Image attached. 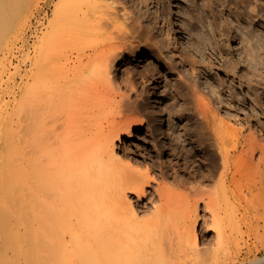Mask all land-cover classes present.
<instances>
[{
	"label": "bare ground",
	"instance_id": "6f19581e",
	"mask_svg": "<svg viewBox=\"0 0 264 264\" xmlns=\"http://www.w3.org/2000/svg\"><path fill=\"white\" fill-rule=\"evenodd\" d=\"M109 1V4L105 3L103 6L101 5L104 4L102 0H58L54 6L51 19H47L48 22L44 25L43 35L38 36L35 41L33 47L34 57L31 59V53L28 52L26 54V57L30 58L33 66L32 70L35 72L31 75V83L29 79L26 82L25 93L22 94V103H20L23 104L21 105L23 107L22 110L24 109V112L28 115L26 122L30 121L32 114L37 119L39 117L37 114L42 112L41 117L43 120L39 117V122L36 121L35 129H37V133L43 132L45 144L42 152H40L39 148L24 152V150H19V147L17 148L14 145V138L13 143L11 141L12 138L10 137L13 133V129L10 128L11 125L5 129V131L8 130L7 132L10 135L8 136L9 138L7 137L4 151L0 154V198L3 197L5 203L7 200L8 202L10 201L9 203H12L13 207L11 205L8 209V205L6 206L0 199V224L8 216L13 217V214L16 213L17 217H13L15 222L19 220L26 226L40 225L42 223L48 225L58 222L61 225H67L70 227V235L81 241L79 247L78 245L75 247H78V250L81 247L80 255L83 254V256L85 255L89 258L88 264H220L227 257V254L229 256L230 253L228 252L232 250H230L231 247H228L229 251L224 246L226 245L223 239L226 225L228 222L237 220L232 217L230 212L231 206L236 205L231 203L232 199L228 195L230 191L229 183L236 176L231 173L233 171L231 166L235 162L243 163L241 170L236 171V173L243 174L249 170L248 172L252 174V181L253 183L255 182L254 185L258 190V194L256 196L251 195L250 199L245 195L246 199L243 195L244 202L249 207L251 215L264 213V137L261 140L262 142H260V138L257 140L258 137L256 138L252 135L248 138L243 137V134L238 130L228 127L229 125L225 121L226 118L224 119L212 107L211 100L202 99L201 96L203 95L200 96V93L195 94L199 96L200 100L196 97L198 98L195 102L196 107L191 110L188 108L189 110H187L185 117L188 121L183 129L184 138H179L178 141L171 139L173 142H169L168 148L164 147L166 149L164 151L165 156L171 158L169 160H172L173 157H178L181 162L186 161L182 164L184 165L182 170L185 177V181H182L184 182V192L173 191L167 184L161 185L160 188L155 190L159 201L158 205L152 209L153 211L150 209L148 219L142 218L140 216L141 211L139 212V209L135 207L134 199L132 200L130 196L133 195L139 202H143L148 196L147 189L151 187L153 182L156 183L157 181L154 178L149 179V174H145L143 172L144 169L141 170L139 168L140 165H134L130 155L125 152L121 154L118 144L123 145L125 139L137 140L138 137L135 132L143 128L144 121L142 117V119H139L140 115L138 118L136 110H138L139 105L137 106L136 101L134 103V101H131L132 99H129L130 95H128L129 97L127 96V100L121 99L118 101L121 96L115 95L117 92L115 90L113 93L111 87L114 84L112 82L116 80H112L113 76L111 78L110 76L114 66L124 62L123 57L126 51L134 53L138 49L137 46H133V41L130 45L121 44L122 41L120 39L125 40L126 35L129 37L131 35L132 40L139 41L140 45L144 42L142 46H139L141 49L148 50L149 47L150 49L152 47L159 53L162 52L163 48L168 47V44L170 46L171 43H169L170 40H164V37L153 38V36H149L150 34L152 35V31L156 28V22L150 18L148 0H131V2H138L139 9L136 14L134 12L131 13V9L127 8L123 9L124 12L120 14L115 8L120 0ZM240 1V3L247 6L250 0ZM208 3L211 11L215 2L208 0ZM32 5L33 0H0V77L6 71L4 62L7 56L5 53H11V49L9 50L7 44L27 24L26 21H28ZM246 6H243V8H248ZM104 8L107 12H105ZM261 8L263 10L259 8V11H264V7L261 6ZM99 9L104 11L99 12ZM253 9L254 12L252 11V14L257 15L254 14L258 10L257 7L256 11L255 8ZM185 10L186 12H184ZM185 10L183 14L194 20L192 26L198 27L199 22L202 20L205 27L210 25L213 28V23L216 22L215 18H212L215 22L203 20L204 16H199L198 11L192 5H189L188 9L185 8ZM249 11L247 12L248 14L251 13ZM245 13L239 12L238 15L236 14L237 20L234 18L233 24L238 29H236V32L243 34L242 32L245 31L247 36L258 37V33L263 31V34L261 32L262 35H259L260 38L258 37L260 41H257L260 46L261 43H264L263 24L255 23L257 19L254 20L253 15V17H247ZM104 16L105 18H103ZM167 19L165 18L163 22L167 23ZM177 21L180 24L181 21L179 19ZM104 27L117 29L119 33L117 32V35L114 33V35L117 36L116 40L119 39V35H122V38L120 37L119 39L121 42L119 43V40H117L118 44L113 45L111 43L113 45H111V48L109 47L110 45H106L107 50L103 51L101 49L102 52L99 57L101 59L96 55L95 58L86 59L87 63H82V60L79 63V61L78 65L70 68V70L67 69L68 72L64 71L66 67L64 70L56 72L58 54L53 53L56 52L53 51V47H55L53 45L56 42L57 45H60L59 42H74L75 46L85 43L96 44L102 35ZM168 31L170 32L169 29ZM108 38L107 41L110 39ZM101 40L106 41L105 38L100 39V42H102ZM110 40H112V37ZM250 40L246 42L251 44L253 38ZM181 45L187 49L183 37ZM200 46H203V43H200ZM200 46L195 48L200 51ZM188 49L196 53V50ZM7 50L8 52H6ZM51 51L53 52L51 53ZM260 51L259 53L255 51L253 55L249 52L246 55L251 56L250 58L252 59L249 61L252 64L254 63L255 66L257 65L256 68L264 64V54L260 53ZM61 54L63 55V53ZM238 58L240 61H245L241 55ZM155 61H158V59L156 58ZM61 62H59L60 65ZM147 63L149 62L147 61ZM189 65L190 67L193 65V67L188 70L185 68V70L187 73L190 71L194 75L197 72L194 67L195 63ZM189 65L186 64V66ZM227 66L229 67V64L224 68ZM154 68L153 71L155 70ZM229 69H231V65ZM136 70H125L122 72L125 76V82L129 83L132 89L133 85H135L133 82L136 81V75L143 74L140 71L139 73L136 72ZM186 71L184 72L186 73ZM93 76H96L101 82H95L97 78L95 79ZM154 76L155 74L150 75L149 73L148 79H154ZM242 78V81H244L246 77ZM248 81L242 82L244 83L243 85L252 86L250 83L253 80L251 82L250 80ZM94 82L97 83L96 86H93ZM125 82L124 84H126ZM230 82H227V85H230ZM201 84L204 92L209 94L212 89H210L211 86L204 81ZM42 88L45 89L44 92L48 90L49 92L50 90L54 91L51 93L53 95L52 100H49V98L46 100L48 94H37ZM230 88L232 87L230 86ZM195 89L193 90L196 93ZM51 94H49V97ZM230 94L229 99L235 102V97H232V93ZM38 99L46 101L47 104L42 103L43 101L41 102L40 100L41 104H39L37 102ZM66 102H69L71 106H68L69 109L77 110L76 117L65 121V125L59 128H56V124H53L54 120L52 119V121L49 120L46 123V119H49L53 110L58 106L62 107L61 104H66ZM237 102L239 101L237 100ZM251 102L255 103L253 104L255 106L258 104L257 107H259L262 101L256 98V100L253 99ZM49 113L50 115H48ZM52 115L51 117H53ZM195 117L200 118V120L197 119V125L190 123L192 119H196ZM50 121L53 124L51 127L50 125L47 126ZM228 123L231 124L230 121ZM31 127V123L26 126L27 134H29ZM70 128H72L70 148L63 155L61 150H63L65 141L68 138H64V136ZM26 144H29L26 147L29 148L30 143L27 140ZM189 145H194L196 148L191 150V147L190 149L188 147ZM200 153H204L207 162L209 161L211 164L210 169L207 170L209 172L208 175L215 176V179L217 177L216 187L214 188L215 190L212 189L214 190L212 192L202 191L200 186L197 185L196 179L189 174L188 166H186V163L193 162V164H196L194 166L196 170H199L200 166L195 162L199 160ZM18 155L20 160L19 165H16L14 159ZM257 156L258 162L255 163ZM237 165L235 169H237ZM190 180L195 181V185H189L191 184ZM202 204L205 212L211 214L212 228L210 232H216L219 235L218 246L220 252L216 256L210 255V257L208 255L207 257L200 250L199 224L207 217L204 218L203 216L202 219L199 213L200 205ZM11 207L14 208L15 213L13 210L10 211ZM251 215L249 216L251 217ZM9 217L7 220L11 222V217ZM170 218L174 220L173 233L174 238L177 240L175 246L171 245L170 241L165 242L162 240V228L156 232L157 241L150 244L141 242V237L151 232L146 227H142V224L153 222L159 227H164ZM243 219L245 218L242 217ZM7 220L5 221L6 223ZM27 229L29 234L33 235L32 237L36 235L33 233L34 230L32 234L30 232L32 229ZM27 237H30V235ZM71 254L69 255L71 256ZM73 256L75 257L76 255ZM78 256L79 254L76 257L78 258Z\"/></svg>",
	"mask_w": 264,
	"mask_h": 264
},
{
	"label": "rangeland",
	"instance_id": "374dc122",
	"mask_svg": "<svg viewBox=\"0 0 264 264\" xmlns=\"http://www.w3.org/2000/svg\"><path fill=\"white\" fill-rule=\"evenodd\" d=\"M102 1L104 4L101 5L103 6L105 5V3H110L109 0ZM120 1L118 6H115L120 14L124 12L125 8L129 10L131 9L130 12H134L136 14V11L139 9L137 1ZM210 1L213 3L215 2L214 7L211 11L208 7L210 6L208 0L147 1V5L149 7L148 9L150 10V13L148 12L150 14V18L156 22V28L152 31V35L150 34L149 36H153V38H156L158 36L162 38L164 37V40H170L169 43H171L170 46L167 43L168 47L163 48L161 50V53L152 49V47L151 49L149 47L150 50L141 49V47L139 46H142L144 42H142V44L140 45L139 41L132 40L131 35L130 37L126 35L125 40L120 39V37L122 38V35H119L118 38L122 42L117 39L119 40V43H125L126 45H130L133 41V46H137L138 49H136L134 53L126 51L127 53L125 52L123 57L124 62L114 66L110 78L113 76L115 79L112 77V80L116 81L112 82L114 84H112L111 87L113 93L116 90L117 93L115 95L122 97H119L120 99L118 98V101L121 99L127 100V96L130 95L131 98L128 96L129 99H132L131 101H134V103L137 102L136 104L137 106L139 105V108L138 110H136V114L138 118L140 115L139 119L143 118L142 120L144 121L143 128L140 131L135 132L138 139H125L123 145L118 144L119 151H121V154L122 152H125L130 155L131 161L134 165H140L139 168L141 170L144 169L143 172L145 174H149V179L154 178L157 181L156 183L153 182L151 187L147 189L148 196L145 200H143V202H139L133 195L130 196L132 200L134 199L133 202L135 204V207L139 209V212L141 211L140 216L142 218L148 219V217L150 216L149 211H151L152 209H154V207H156V205H158L159 201L158 197H156L157 195L155 194V190L160 188L161 185L167 184L173 189V191L182 193L184 192V182L182 181H185V177L182 170L184 169V165L182 164H184L186 161L181 162L180 159L178 160V157H173L172 160H169L171 158L165 156L164 151L168 148V145L173 142L172 140L178 141L179 138H184L185 134L183 129L188 121L185 116L187 114V110H191L196 107L195 102L199 98V96H196L197 93H200V96L203 95L201 96L202 99L207 98V100H211L212 107L216 109V111H218L221 116L224 117V119L226 118L225 121L229 125V128L238 130L241 134H243V137L248 138L251 135L256 138L258 137L257 140L260 138V142H262L261 140L264 137V64H262L261 67L258 66V68H256L257 65L255 66L254 63L252 64L249 61L250 59H252L250 58L251 56H246L247 54H249V52L252 53V55L255 51L259 53L260 49V53L262 52V54H264V43H261L260 46L257 43V41H260L259 35H262L263 31H261L262 34L261 32H257L259 34V38L255 36H247L245 31L242 32L243 34L245 33L244 35L241 34V32H236L237 28H235V24H233L234 20L237 17L236 14L238 15L239 12H246V16L249 17L253 15V8H255V11L258 9L257 12L254 13L257 15H253L254 17H252L254 18V20L257 19L255 20V23L259 25L263 24L262 26L264 27V11H262L263 8H261V6L264 7V2L263 0H250L246 6L243 3H240V0ZM57 2L58 0H33V5L29 14L30 21L28 18V21H26L27 24L25 23V27H22L20 29V32L18 31L7 44L9 50L11 49V53L13 55L11 53H5V55L7 56L5 60L6 63L4 62L6 71L2 75V77H0V154L4 151L6 140L10 135L9 132H7L8 130L5 131V129H7L10 125V128L13 129V133L11 134L12 136L10 137L12 138L11 141L13 143L14 138V145L17 148L19 147V150L21 149L24 150V152H28L30 150H36L39 148L41 150L40 152H42V150L44 149L45 143L43 132L37 133V129H35L36 121L39 122V117L42 119V112H39L37 114V116L39 115L37 119H35L34 114H32V118L30 119V121L26 122V118L28 115L26 112H24V109L22 110L23 107L21 105L23 104L21 103L22 94L25 93L26 89V82L29 79V82L31 83V75L35 72L34 70H32L33 66L30 60V58L32 59V57H34L33 47L35 45V41L38 36L43 35V28H45L44 25L47 24L49 18L51 19L52 13L54 11V6ZM249 4L251 6L253 5L254 7H249ZM189 5H192L196 9V11H198L197 13L199 16H204L205 19L203 18V20L213 21L212 18H215L216 22H212L213 28L210 25L209 27H205L202 23V20L199 22L198 27L192 26L194 20L191 17L185 16L183 14L184 12H186L185 8L188 9ZM243 6H246L248 8H243ZM258 6L260 9H262L261 11H259ZM104 10L105 12H107L105 8ZM104 10L99 9V12H103ZM248 11L249 13H251L248 14ZM103 18H105V16ZM165 18H168L167 23L163 22ZM177 19L181 21L180 24ZM141 23H143V25H146L144 22ZM168 29L170 30V32L168 31ZM117 32L119 33V31L115 28L113 29L109 27L107 29V27H104L102 29V35L99 37V41L96 44L85 43L75 46L74 42L66 43L58 41L60 45H57L56 42L53 45L55 47L52 46L53 51L56 52L51 51V53L53 52L54 54H58V58L56 60V65H58H55L56 72L64 70L65 67L66 69L64 71L68 72L70 68L78 65L82 61V63H87V60L89 58H95L96 55L99 58L101 56L100 53L102 52V50H107V46L110 45L109 47L111 48L113 45H116L118 41L116 40L117 36H115L114 33H116L117 35ZM120 34L122 33L120 32ZM245 35L247 36V38ZM106 37H109L110 39L112 37V40L108 38L109 40L107 41ZM182 37L186 42L187 49H185V47L181 45ZM248 37L253 38L251 42L252 45L246 42L252 39H249ZM104 38L106 41L101 40L102 42H100V39ZM111 43H113V45ZM200 43H203V46H200ZM197 46H200V51L196 49L198 48ZM167 48L168 50H166ZM188 48L196 50V53L193 50H189ZM6 52H8V50ZM28 52L31 53L30 58L26 57V54ZM61 53H63V55ZM239 55H241V57L245 60L244 62L239 60ZM186 57L189 59H187ZM156 58L158 59V61H155ZM60 61H62L61 65L59 64ZM147 61L151 64L147 63ZM63 62L64 64H62ZM191 63H195L194 67L195 69H197V72H195L194 75L190 73V71L188 73L186 71L189 68L193 67V65L190 67L189 64ZM225 63L226 65L229 64V67L227 66L228 68H224L226 66ZM186 64L189 66H186ZM230 65L231 69H229ZM153 68L155 70L156 68L158 69L155 72V70L153 71ZM185 68L187 69L185 70ZM226 69L228 71L232 70L229 71L232 73H229ZM125 70H136V72L139 73L140 71V73L144 74L136 75V81H134L135 83L133 82V84H135L133 85V89L130 84L128 83V85L124 80L125 76L122 72H124ZM184 71H186V73ZM226 71L227 73H225ZM149 73L150 75L155 74V76L153 77L154 79H148ZM241 76L244 78L246 77L244 79L245 82L248 80H250L251 82L253 80L254 82L252 81L250 83L252 86H244V83H242L244 81H242L243 78ZM93 78L96 79L97 77L93 76ZM120 78L122 79L120 80ZM145 78H147L148 80ZM229 80L233 82L232 85ZM123 81L127 85L124 84ZM202 81L207 82L208 85L211 86L210 89H212L209 91V94L208 92H204L201 84ZM95 82L100 83L101 80L97 78ZM95 82L93 86L97 85V83ZM227 82H230V85H227ZM241 83L243 86L241 85ZM116 85L118 86L116 87ZM186 85H188V88L186 87ZM127 86L129 89L126 88ZM230 86L232 88H230ZM135 87L137 91H135ZM195 88L199 90H196ZM193 89H195L196 93ZM248 89L251 90L249 91ZM39 91L37 94H48L46 100H48V98L49 100H52L53 95L51 93L54 92L53 90H50V92L49 90L47 92H44L45 89L42 88ZM230 93H232V97H235V102L229 99L231 96ZM49 94H51L50 97ZM256 98L257 100L262 101L259 107H257L258 104L255 106L253 105L255 103L251 102L253 101V99L256 100ZM39 100L40 99H38L37 102H39ZM198 100H200V98ZM237 100L239 102H237ZM41 102H39V104H41ZM42 103H46V101H43ZM66 104L62 103V107H56L52 112L53 115L51 114L53 117H51L49 113L48 115H50V117L48 116L49 119H46V123L52 119L54 120L53 124H56V128H59L65 125V121L69 120L70 118L74 119L77 115V110L69 109V102H66ZM197 119L200 120V118L197 117L196 119H192L190 123L193 125H197ZM55 120L57 121L56 123ZM51 121L47 126H53V124H51ZM229 121L231 122V124L228 123ZM29 123H31L32 127L29 134H27L26 126ZM9 131H11V129H9ZM71 131L72 128L68 129L67 133L64 136V138H68L65 141L63 150H61V154L63 155H65L70 148ZM260 135L262 138L260 137ZM26 140L30 143L29 148H26L27 145H29L26 144ZM193 146L194 145H189L188 147L189 149L191 147V150H193V148H196V146ZM202 154L204 153H200L199 160L195 162L200 166V168H198L199 170H196V168L194 167L196 164H193V162H190L188 164L186 163V166H188L189 174L196 179L197 185L200 186L202 191H206L208 193L215 190L214 188L216 187L217 177L215 179V176L212 177L208 175L209 172L207 170L210 169L211 164L209 161L207 162L205 154ZM255 159V163H257L258 156ZM19 160L20 159L18 155L14 159L16 165H19ZM235 163L233 164V166H231V169L233 170L231 173L235 174L236 176L234 177V175H232V177H234V180L231 179L229 183L230 191L228 195L230 199H232L231 203H234V205H236H230V212L232 214V217L236 218L237 220L231 221L232 223L228 222L229 225L228 223L226 225L223 238L224 244L226 245L224 246H226L227 250H229L228 247H231L230 250L232 249V253L228 252L230 253V257L227 254V257H224L225 259H223L220 264H264V213L260 215H251L252 213H250L249 207L243 199L245 195L248 197V199L251 198V195L256 196L258 194V190L254 185L255 182L253 183L252 181L251 172H248V170L246 171V173L242 172L243 174L236 173V171L241 170L243 163ZM236 165L238 166L237 169H235ZM189 185H195V181L192 180L191 184ZM246 196L245 198L247 199ZM0 199L2 203H4L6 206L8 205V209L11 205L13 207V204L9 203L10 201L8 202L7 200L5 203L3 197H1ZM12 207L10 208V211L14 209ZM199 213L201 215V218L203 216L204 218L207 216V220L205 218V220L201 221L199 224L201 245L200 250L207 257L208 255L216 256L220 252V248L218 246L219 235L216 232H210V229L212 228V223L210 221L211 214L205 212L203 204L200 205ZM16 215V213L13 214V217H17ZM249 215H251V217ZM10 217L9 218L11 219V222L6 218L7 223L5 222L6 220L2 219L4 220V222L1 221L2 224H0V264H88L89 258L85 255L83 256V254L80 255L81 253L79 251L81 250V247L78 250L81 241L76 240V238L70 235L69 226L61 225V223L59 222H54L55 224L48 225L42 223L40 225L37 224L26 226V224H23L18 219V222H15V219L12 216ZM242 217H244L245 219L242 220ZM173 224L174 220L172 218L168 219L164 227H159L153 222H146L142 224V227H146V229L151 230V232L148 233V235L144 234L141 237V242L143 244H150L151 242L157 241L156 232L158 229L162 228V240H164L165 242L170 241L171 245L175 246L177 244V240L174 238ZM27 228H30V230L32 229L30 231L31 233L34 230L33 233L36 235L32 237L33 235L29 234V230ZM28 234L30 235V237H27L29 236ZM76 245H78V247H75ZM68 252L69 254H71V252L73 253L70 256ZM78 254L79 256L77 258L76 256ZM72 255H76V258L74 256L73 258Z\"/></svg>",
	"mask_w": 264,
	"mask_h": 264
}]
</instances>
